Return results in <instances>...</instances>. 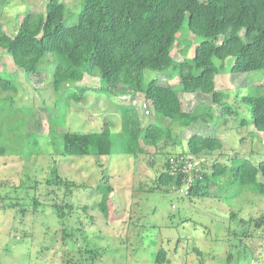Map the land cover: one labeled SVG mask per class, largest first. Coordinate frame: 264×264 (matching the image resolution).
I'll use <instances>...</instances> for the list:
<instances>
[{
	"label": "rangeland",
	"instance_id": "rangeland-1",
	"mask_svg": "<svg viewBox=\"0 0 264 264\" xmlns=\"http://www.w3.org/2000/svg\"><path fill=\"white\" fill-rule=\"evenodd\" d=\"M60 1L68 11L66 23L74 24L82 1ZM47 2L0 0L4 30L13 34L27 12H44ZM178 37L173 57H192L202 39L190 32L187 19ZM50 57L48 53L44 58L45 75L39 79L0 48V73L20 88L14 105L29 108V128L44 148V153L28 157L0 156V264H159L160 249L166 251L163 264H264V226L253 225L264 215V196L249 188L237 192L228 181L220 184L213 176L209 196H190L185 185L159 182L168 156L187 150V138L194 132L223 141L222 149L199 154L208 163L230 164L235 157L256 163L264 159V131L255 128L250 105L242 100L264 90V69L234 73L233 56L217 59L223 64L215 78L216 88L225 93L222 102H213L211 94L201 91L182 97L189 112L201 103L210 105L212 118L187 128L173 124L170 138L154 146L141 140L138 157L120 150L122 138L116 134L112 151L104 156H64L66 132L100 131L105 119L114 133L121 131L117 106L130 100L96 92L98 77L86 75L75 83L89 88L86 98L65 107L49 83ZM154 77L161 84H176L179 79L177 72L146 70L145 85ZM146 102L149 113L143 108ZM133 104L146 117V125L154 116L151 104L142 93ZM225 107L232 111L225 112ZM57 174L62 183L56 182ZM106 183L113 186L107 216L98 207V186Z\"/></svg>",
	"mask_w": 264,
	"mask_h": 264
},
{
	"label": "trees",
	"instance_id": "trees-1",
	"mask_svg": "<svg viewBox=\"0 0 264 264\" xmlns=\"http://www.w3.org/2000/svg\"><path fill=\"white\" fill-rule=\"evenodd\" d=\"M81 1L78 19L71 25L66 23L68 11L60 0H48L44 12H27L13 34L5 31L0 22V48L26 73L39 79L44 77L45 68L41 64L48 53L52 55L49 83L65 107L86 98L89 88L75 84L86 75L98 77L96 92L120 94L130 100L117 106L121 131L114 133L105 119L100 131L66 132L64 156H104L112 151L116 134L122 138L120 150L138 157L142 153L141 140L154 146L170 138L173 124L187 128L212 118L210 105L201 103L189 112L183 107L182 97L186 92L201 91L211 94L213 102H222L225 93L216 88L215 78L223 64L218 65L217 59L223 61L233 56L234 73L264 69V0ZM186 19L190 32L202 40L192 57L176 60L172 51ZM146 70L177 72L179 79L176 84H161L154 77L145 85ZM19 89L13 79L0 73V156L18 153L20 157H28L44 153L41 139L29 128L31 111L26 106L14 105ZM141 93L154 112L146 125L143 124L146 117L133 104ZM242 100L250 105L255 128L264 131V90L244 95ZM224 110L232 111L229 107ZM167 119L168 123L164 124ZM223 145L217 136L194 132L187 138V150L182 152L199 155L220 150ZM170 156L159 182L181 188L182 177L169 171ZM207 167L210 173L204 172L203 180L188 188L190 196H209L211 176L220 184L225 179L237 192L249 188L264 196V159L256 163L249 157H235L230 164L215 161L203 169ZM53 172L57 173L56 169ZM56 180L63 181L58 174ZM98 190L99 210L107 216L113 186L106 183L99 185ZM56 208L64 216L63 209ZM253 225L264 226V215ZM156 261L159 264L166 261L164 249L159 250Z\"/></svg>",
	"mask_w": 264,
	"mask_h": 264
},
{
	"label": "built area",
	"instance_id": "built-area-1",
	"mask_svg": "<svg viewBox=\"0 0 264 264\" xmlns=\"http://www.w3.org/2000/svg\"><path fill=\"white\" fill-rule=\"evenodd\" d=\"M143 108L147 113L150 112L147 102L143 103ZM207 163L199 155L180 152L169 157V171L173 175L181 176L188 189L192 184L203 180V168Z\"/></svg>",
	"mask_w": 264,
	"mask_h": 264
},
{
	"label": "crops",
	"instance_id": "crops-1",
	"mask_svg": "<svg viewBox=\"0 0 264 264\" xmlns=\"http://www.w3.org/2000/svg\"><path fill=\"white\" fill-rule=\"evenodd\" d=\"M186 93H188L189 95L192 94V92H190V93H189V92H186ZM195 93H196V92H195ZM183 96H185V93L183 94ZM182 100H183V99H182ZM202 135H204V134H202ZM222 142H223V141H222Z\"/></svg>",
	"mask_w": 264,
	"mask_h": 264
}]
</instances>
